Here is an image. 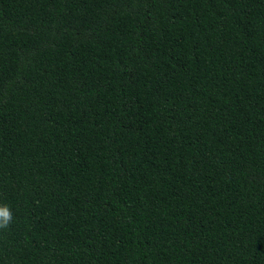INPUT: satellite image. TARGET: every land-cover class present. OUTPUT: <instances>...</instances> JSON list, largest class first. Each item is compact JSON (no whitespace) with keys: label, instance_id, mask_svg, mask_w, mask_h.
I'll return each instance as SVG.
<instances>
[{"label":"trees","instance_id":"obj_1","mask_svg":"<svg viewBox=\"0 0 264 264\" xmlns=\"http://www.w3.org/2000/svg\"><path fill=\"white\" fill-rule=\"evenodd\" d=\"M0 264H264V0H0Z\"/></svg>","mask_w":264,"mask_h":264},{"label":"clouds","instance_id":"obj_2","mask_svg":"<svg viewBox=\"0 0 264 264\" xmlns=\"http://www.w3.org/2000/svg\"><path fill=\"white\" fill-rule=\"evenodd\" d=\"M12 220V213L7 205L0 206V228L9 227Z\"/></svg>","mask_w":264,"mask_h":264}]
</instances>
